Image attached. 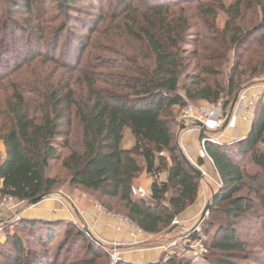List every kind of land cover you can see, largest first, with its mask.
<instances>
[{"label":"trees","instance_id":"trees-1","mask_svg":"<svg viewBox=\"0 0 264 264\" xmlns=\"http://www.w3.org/2000/svg\"><path fill=\"white\" fill-rule=\"evenodd\" d=\"M84 1L92 11L82 19L74 13L80 12L78 5ZM49 3L56 4L60 19L64 18L60 28L42 26L49 22L39 10ZM255 3L261 6L263 1ZM18 10H26L37 27L12 15ZM251 10L246 0L229 6L217 0H14L10 16L0 25V80L37 60L51 62L71 77L57 82L37 78L29 90L12 85L0 133L6 150L0 163V199L29 202L67 184L98 194L100 202L116 201L123 212L118 215L149 235L169 228L196 203L200 184L175 144L176 128L180 129L175 110L187 101L216 104L224 99L229 105L242 84L264 75V13L248 32L241 25ZM221 13L226 16L224 28L214 29ZM201 24L210 27L217 39L207 33L190 39ZM94 35L106 45L96 44ZM254 43L258 48L243 63L242 55ZM188 44L195 48L189 53L184 49ZM89 48L107 57L85 61ZM219 49L223 55L217 54ZM187 54L197 61V73L185 76L183 82ZM228 54H233L234 63L227 86L218 80L209 83V78L222 75ZM73 74L79 77L74 80ZM127 129L136 140L130 150L122 148ZM263 142L264 108L256 113L244 140L205 144L220 179L210 208L213 219L204 231L209 235L213 230L214 264H264V255L258 254H264V152L258 149ZM247 157L256 172L243 167ZM143 172L155 178L148 201L134 190V181ZM164 173L167 181L160 183ZM101 206L109 214L117 213L112 205ZM60 225L21 219L6 226L8 248L0 249V259L7 264H105L101 249L91 241L83 258L71 260L70 250L86 241L72 224H66L63 244L51 249ZM71 227L77 231L74 237ZM20 229L28 231L31 241L22 240ZM164 264L190 263L171 259Z\"/></svg>","mask_w":264,"mask_h":264},{"label":"rangeland","instance_id":"rangeland-1","mask_svg":"<svg viewBox=\"0 0 264 264\" xmlns=\"http://www.w3.org/2000/svg\"><path fill=\"white\" fill-rule=\"evenodd\" d=\"M13 1L14 0H0V18H1L0 19L1 20L0 25L2 24L3 21H6L7 18L10 16V14H7V13H8V9L12 6ZM209 1H215V0H209ZM217 1H221L226 6H229V5L233 4L234 2H236L237 0H217ZM246 1H247V4L253 6V10H251L250 12H247V11L245 12V19H244V22H242V24H241L242 27L244 28V30L246 32H248L250 29H252L254 26L258 25L262 21L263 13H264L263 12L264 9H262V7L264 6V0H262L263 4L261 6H257V4L255 3V0H246ZM78 7H79L78 9L80 10V12H76V14L74 13V15H81L82 19L87 18V14L90 11H92V9H90L89 1H84L83 3H80L78 5ZM39 11H40V13H43L42 16L44 17L45 21L49 22V23H46V24L44 23L42 25L43 27L48 25V26H50L51 29H57V28H60L63 25L64 18L60 19V16L58 15V9H57V5L56 4L52 5V4L49 3L47 5H43V7L40 8ZM44 12L46 14H44ZM12 15L16 16L17 19H19V20H21L23 22H26V20H30V21H32V25L34 27H37L38 23L34 19H31V16H29L27 14L26 10H21V11L18 10V12H16L15 14H12ZM225 22H226V16L223 13H221L219 15L217 21H216L215 26L213 27L212 24H209L208 26H212L214 29L216 28V29L222 30L224 28ZM73 24L71 23L72 26H73ZM102 26H103V23H100L98 25V27H100V28ZM76 27H77V29L79 28V30H81V26L76 25ZM106 27H107V25L106 26L104 25L103 30ZM208 31H210V32L208 33ZM192 33L193 34H191L192 37L190 39H197L198 36H200L202 34H206V33H207L206 36L208 38L217 39V37L214 36L215 34H213V32L210 30V27H206L203 24H201L198 27V29H195ZM49 34H50V30L45 33V35H49ZM19 35H23V33L20 32ZM96 37H97V35H94L92 37L93 41L96 42V44L104 45V46L106 45V42L103 39L99 40V38H96ZM198 39H201V37H199ZM11 40L12 41L16 40L14 35L11 36ZM96 44H95V46H96ZM256 48H258V44L257 43L252 44L248 48V51L242 55V57H243L242 58V62L243 63L248 59V56L251 53V51H253V49H256ZM184 49H186L188 51V53H189V51H193L195 48L191 47L188 44V45L185 46ZM260 49H262V48H260ZM215 50H217V47L215 48ZM217 54L223 55V52L219 49ZM100 57H107V56L102 51L97 50L96 48H92V49L89 48L88 51L84 54L83 60L86 61L88 59L100 58ZM187 57H189V59L188 60L186 59L185 62H184L186 69H185L184 76H183V79H182L183 82H184V77L185 76L194 75V74L197 73L196 69H195L196 65H197V61L194 60V58L192 56L188 55V54H187ZM227 57H228V62L222 68V75L220 77H218V78H209V83H213L214 81L218 80L223 86H225V87L227 86L228 81L231 78V69H232V65L234 63L233 54H228ZM202 65H207V63H202ZM73 75H74L73 76L74 80H76L79 77L78 74H73ZM50 77H52L54 82L55 81L57 82L58 80H61V79L62 80L70 79L71 74H68L63 68H61V67H59V66H57V65H55V64H53L51 62H43L42 60H37L34 63H29V64H26V65H23L22 70H20L19 72L13 73L12 75L9 76V78L7 80H4V81L0 80V133H4V132L1 131V129H2L1 127L3 125V120H4L2 115L4 114L5 111H7L6 103L9 100V97L12 96V89H11L12 85H17L20 88H24V90H29V88H32L31 87L32 82L37 80V78L38 79L40 78V79L43 80V79H47V78H50ZM263 81H264V75L254 77L252 79V81H249L246 84H242V86H243L242 89L250 87V86L254 85L256 82H263ZM263 108H264V100L260 104L257 105L256 111H255V118H256V113H259ZM180 112H181V109H176L175 110L174 114L176 116V119L179 117ZM234 125H235V123H234ZM213 126H214V123L210 122L209 123V127H213ZM228 131H229V133L227 135L231 136V134L233 133V128L227 130V132ZM227 132H225V134ZM180 135H181L180 130L178 128H176L175 144H177V145L180 142ZM196 136L200 137L199 134H197ZM0 143H1V141H0ZM188 144H189V146H192V145L196 146L195 152L192 155L189 156V161L193 165H195L197 168H199L204 174V178L200 179L199 195H198V199H197V200L204 201V207H203V209L201 211V214H200L199 218L192 225H190V226H185L184 224L182 225L181 222L178 220L179 223H180V225L178 226V229L171 225L169 228L165 229L162 233L153 236L152 240H150L151 246L153 247V248H151V250L152 251H158L159 254H160V258H159V260L157 261L156 264H164V263L167 262V261L164 260L165 253L162 250H160L159 247L162 246V245L167 244V242H169L172 239H176V238L180 237L179 236L180 234H183L186 231L192 230L193 228H195V226L201 220L202 214H203L206 206L209 205L210 203L213 204V199L216 198V194L220 190V179H219V176H218L217 172L215 171V169L213 167V164L210 163L208 160L203 159V165L202 166L198 165L199 159H202L200 154H199V152H200V141L197 140V139H196V141H195V139H193V140L191 139V140L188 141ZM258 149L260 151L264 152V142L259 145ZM4 156L5 155L0 152V163L2 162ZM243 167L246 169L247 172H252L253 173V172L257 171V169L253 165L252 159L250 157H247V159L243 162ZM57 169H58V166H56L54 168V172L55 173H56ZM59 189L73 191V192L81 195L82 198L86 199L87 201H90L97 208L100 207L102 209V211H104V212H106V211L101 206L102 203L112 205L114 208L116 207L115 211L117 213L113 212V213L109 214V213L106 212L115 221H116V218L119 216L118 214H123V212L121 211V209L118 206V203L116 201L103 199L100 202V196L98 194L84 193L80 189L79 190L78 189L75 190V189L69 188L67 186V184L63 185ZM51 194H49V195H51ZM2 215H3V218H1V220L5 218L4 214H2ZM211 218L212 217H211L210 209H209V211L207 212V214L205 216V219L203 220L202 231H201V234L204 237L203 247H204V250L207 251V255H206L207 262L204 263V264H214V261L216 259L215 255L217 256V254L212 253L211 250H210L211 241H212V238H213V235H212V231L213 230H209L210 231L209 235L208 234L206 235L204 233V231H208V229H209V225H208L209 222L208 221H210ZM76 222H77L76 225L75 224H72V225L75 226L78 229L79 228L78 227L79 222L78 221H76ZM71 228H70V230L72 231L71 235L74 237L75 234L77 233V231L74 230L73 227H71ZM13 229H14V225L13 226H9L7 231L11 232V230H13ZM67 229H68V227H67L66 224H61L60 225V228L58 229L57 237L51 242V245H50L51 249L57 248L58 245L63 244L62 242L64 241V235H65V232L67 231ZM81 231L84 234V237H85L86 241L85 242L84 241H80V243L78 244V246L76 248L73 247L70 250L69 253L71 255L70 256L71 260L83 258L85 256V254H86L88 243H89V241H91L93 244H95L97 247H99L101 249L100 251H101V253L103 255L102 256L103 258H102L101 262H103L105 264H111L112 262H111L110 255L107 253V251L104 248H102L99 244H97V242H95L93 240V238L96 239L99 243H102V240L97 238V236L95 234H94L95 236L94 235L93 236H89V235L86 234V232L84 230L81 229ZM125 231H126V238H127V229ZM17 233H18V235H20V237L22 238V240L25 243L31 241L30 240L31 238H29V235H28V231H21V229H20V230L17 231ZM6 235L4 237V242L1 244L0 249L3 248V247L4 248H8V247L5 246V243L7 242L6 241L7 240ZM104 242H110V241H104ZM178 248H179L178 249L179 251L180 250L182 251V249L180 247H178ZM66 249L67 248H65L62 251V256L65 255ZM127 250L128 249H125V252H128ZM176 250H177V248H176ZM261 253L262 252H260V251L258 252L259 255H264V254H261ZM180 257L182 258L181 252H177V255L175 257H173L172 259H175V260H178V261L188 262L186 259H181ZM122 262H125L124 258H123ZM0 264H7V263H6V261L0 259ZM241 264H249V263L248 262L247 263L246 262H241Z\"/></svg>","mask_w":264,"mask_h":264},{"label":"built area","instance_id":"built-area-1","mask_svg":"<svg viewBox=\"0 0 264 264\" xmlns=\"http://www.w3.org/2000/svg\"><path fill=\"white\" fill-rule=\"evenodd\" d=\"M164 96L166 97V94ZM263 98L264 81L256 82L250 87L241 89L237 94V101L234 106V101L227 105L224 99H221L216 104H209L207 102L192 103L187 101L177 118L179 128L184 127L183 130L179 129L181 132L180 142L178 144L180 152L189 160V156L194 153V150L189 146L188 141L193 138L195 133H198L201 136L199 154L202 159H206L213 164L212 159L205 151V144L211 142L216 145H232L238 142L236 135L237 129L234 123L242 121L252 125L255 119L257 105ZM210 122L214 123L213 127H209ZM232 128L231 140L225 142V132ZM149 192L151 193L152 190ZM27 204V202H19L13 197L0 199V211L5 217L0 221V245L4 242L6 226L19 222L22 219V212L29 207ZM98 209L102 211L100 207ZM102 212L110 216L106 212ZM116 221L118 223L115 227L116 231L120 232L123 228H126L127 238L123 241H102L101 247L110 255L111 264L122 262L126 254L140 253L141 251H149L153 248L150 243L153 235L145 233L124 217L118 216ZM73 224L76 225L77 222L74 221ZM202 224L203 220H200L192 230H188L180 234V237L172 239L167 244L160 246L159 249L165 253L164 260L168 261L175 257L177 252H181L182 258H180L186 259L190 264L206 263L207 251L203 247L204 237L201 234ZM179 225L178 219L172 224L177 229ZM78 227L84 230L87 235L93 236L92 229L89 225H81L79 223ZM178 247L182 251H179ZM125 249H128V252H125Z\"/></svg>","mask_w":264,"mask_h":264},{"label":"crops","instance_id":"crops-1","mask_svg":"<svg viewBox=\"0 0 264 264\" xmlns=\"http://www.w3.org/2000/svg\"><path fill=\"white\" fill-rule=\"evenodd\" d=\"M237 129V141H241L247 137L250 133L252 125L237 121L234 125ZM224 135V141L229 142L231 136ZM198 133L193 135V139L200 141L201 136L197 137ZM232 135V134H231ZM200 138V139H199ZM136 143L135 137L131 130H126L122 141V148L130 150ZM191 148L195 152L196 146L192 145ZM0 152L5 155V146L3 142L0 143ZM5 157V156H4ZM4 159V158H3ZM140 162L145 165L141 159ZM168 173L161 174L159 176V182L165 183L167 181ZM155 178L147 175L143 172L139 178L134 181V190L138 198L148 201L151 193L149 192ZM204 207V201L197 200L196 203L189 207L180 217L179 221L185 226L192 225L200 216ZM22 219L36 220V221H48L61 224H73L74 221L84 225H89L92 229L93 235L102 241H123L126 239V229L123 228L120 232H117L115 227L118 225L112 217L104 214L93 203L82 198L81 195L69 191L57 189L52 192L42 203L35 207L26 208L22 214ZM3 215L0 211V220ZM94 235V236H95ZM160 258L158 251H144L140 253H129L124 256V260L130 264H156Z\"/></svg>","mask_w":264,"mask_h":264},{"label":"water","instance_id":"water-1","mask_svg":"<svg viewBox=\"0 0 264 264\" xmlns=\"http://www.w3.org/2000/svg\"><path fill=\"white\" fill-rule=\"evenodd\" d=\"M236 101H237V96L235 97V100H234L233 106H234V104L236 103ZM183 129H184V127H180V130H183ZM243 140H244V139H243ZM241 141H242V140H241ZM181 156H182L183 161L188 165V167H189V168H190V169H191V170H192V171H193V172H194V173H195L200 179H203V178H204V174H203V172H202L199 168H197L195 165H193V164L188 160V158H187L185 155L181 154ZM48 196H49V195H44V196H42V197H39V198L33 199V200L29 201L27 205H28L29 207H35V206L39 205L40 203H42V202H43ZM213 202H214V199H213ZM211 205H212V203H210L209 205L206 206V208H205V210H204V212H203V214H202L201 221L205 219V216H206L207 212L209 211ZM93 240H94L95 242H97V244H99V245L101 246V243H99L96 239L93 238Z\"/></svg>","mask_w":264,"mask_h":264}]
</instances>
